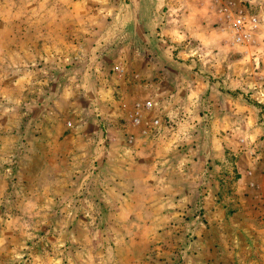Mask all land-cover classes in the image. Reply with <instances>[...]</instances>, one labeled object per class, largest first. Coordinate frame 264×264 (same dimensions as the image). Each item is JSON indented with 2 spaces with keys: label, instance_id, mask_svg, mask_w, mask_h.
Listing matches in <instances>:
<instances>
[{
  "label": "rangeland",
  "instance_id": "374dc122",
  "mask_svg": "<svg viewBox=\"0 0 264 264\" xmlns=\"http://www.w3.org/2000/svg\"><path fill=\"white\" fill-rule=\"evenodd\" d=\"M0 264H264V0H0Z\"/></svg>",
  "mask_w": 264,
  "mask_h": 264
},
{
  "label": "crops",
  "instance_id": "0c3cea01",
  "mask_svg": "<svg viewBox=\"0 0 264 264\" xmlns=\"http://www.w3.org/2000/svg\"><path fill=\"white\" fill-rule=\"evenodd\" d=\"M170 5L167 6V13L163 16V18L160 19V23H161L162 28H167L170 24V21L172 20V16L169 17V15H171V14H170V12H168V10L173 9L172 6H174V5L173 4H170ZM174 7L179 9V6H174ZM183 7L186 8L185 6H183ZM150 35H152V33H148V40H152ZM138 39H141V36L139 34H138ZM165 39L168 40L167 37H165ZM165 39H163V40L165 41ZM169 46H171V45H169ZM178 52L180 53V51H178ZM138 53H139V51H138ZM153 53H156V52H153ZM162 53H167V51H163ZM160 55L161 54L157 53L155 55V58L160 57ZM193 55H194V57H197L201 54H199V52L197 55L193 54L192 52L186 53V56H193ZM178 65H180V66H175V68H176L175 72L179 73V74L182 73L183 75H181V76H184V77L180 79L181 81L180 80L179 81L171 80V82H170L171 85L168 84V86H169L168 88L171 90V92H169V94H168L169 98H167V100H168V104H178L180 107H182L184 109V111H186L189 114V115H185V118H184L187 125H189V122H193L194 120L201 121L199 114H196V113L193 114V111H191V109H190L191 106H196L199 103H204V104H210V105H214V106L219 105V107H218V109H219L222 102H223V104H227L228 102H231V100L233 99V95H231L232 93L229 90H227V89H233L232 88L233 86H231L232 82L230 81V78L224 79V77H221L220 79H215V80L209 81V80L205 79V77H203V75L201 73V71H205V68H200V66H198L199 70H195V68H194L195 65L193 68H191V64H188L186 62L185 63H178ZM192 66H193V64H192ZM138 69L139 70L135 71V74L136 75L142 74L144 78L148 77L149 80H150V77H154V75H157L159 69H163L164 72L174 70V68L172 66L162 64L160 59L157 60V62H155V61L150 62V64L146 68V70H148V72H145V71L141 72L143 70V68L141 69L140 65H139ZM206 71H209V70H206ZM225 71H226V69H225ZM226 73H227V71H226ZM184 74H186V75H184ZM224 76H226V75H224ZM156 82L157 81H154V82L150 81V83L154 84V87H153L154 90H156L158 88V83H156ZM124 89H125V86H124ZM210 90H211V93H208ZM178 91H180V92H178ZM215 93H216V95H214ZM165 97H167V96H165ZM211 99H214V100L211 102L210 101ZM123 101L126 102L125 96L123 97ZM206 106H208V105H206ZM194 110H195V108H194ZM233 116H234V114L230 113V111L224 112V113L223 112L222 113L216 112V113H212V116H208V119H207V116L204 119L207 120V123L227 121L228 122V128H229V125L234 122ZM209 118L211 120H209ZM210 126L212 127L215 125L212 124ZM126 130L127 129H125V131ZM218 134L221 136V133L219 130H218ZM228 134H226V135H228ZM213 136H215V135L213 134ZM238 165L240 167V163L236 162V167H238ZM128 177L130 178L131 176L128 175ZM183 195H185V193H181V196H182L181 198H183ZM124 198H125V196H124Z\"/></svg>",
  "mask_w": 264,
  "mask_h": 264
},
{
  "label": "built area",
  "instance_id": "2783aa9c",
  "mask_svg": "<svg viewBox=\"0 0 264 264\" xmlns=\"http://www.w3.org/2000/svg\"><path fill=\"white\" fill-rule=\"evenodd\" d=\"M231 27H232V30H235L236 32H239V35H240V33L242 32V20H241L240 18L234 20V21L232 22ZM240 39H241V36H240ZM146 105H147L148 107H150V106H151V103H150V102H147ZM133 120H134L135 122H138V120H139V117H138V111H136V113H135V117L133 118Z\"/></svg>",
  "mask_w": 264,
  "mask_h": 264
}]
</instances>
